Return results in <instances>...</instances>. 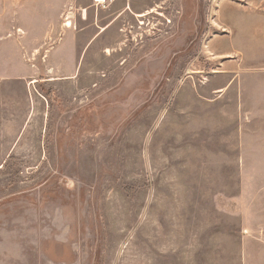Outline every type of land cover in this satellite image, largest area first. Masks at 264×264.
Here are the masks:
<instances>
[{
	"label": "rangeland",
	"instance_id": "rangeland-1",
	"mask_svg": "<svg viewBox=\"0 0 264 264\" xmlns=\"http://www.w3.org/2000/svg\"><path fill=\"white\" fill-rule=\"evenodd\" d=\"M224 1L249 0H162L70 80L42 51L0 80V264H264V119L224 92L249 17Z\"/></svg>",
	"mask_w": 264,
	"mask_h": 264
},
{
	"label": "crops",
	"instance_id": "crops-1",
	"mask_svg": "<svg viewBox=\"0 0 264 264\" xmlns=\"http://www.w3.org/2000/svg\"><path fill=\"white\" fill-rule=\"evenodd\" d=\"M161 1L112 0L102 8L93 0H0V80L28 79L33 72L25 56L35 58L41 51L48 67L61 70L59 77L70 80L78 74L93 44L115 30L125 17L154 13ZM224 3L230 15H240L241 11L248 15L246 26L250 31L238 49L225 48L227 55L239 59L240 66L235 78L229 76L224 92L238 84L241 107L252 114L248 120L264 119V0L242 2V7ZM4 15L15 30L5 28ZM225 25L227 28V22ZM38 37L42 39L37 45L34 39Z\"/></svg>",
	"mask_w": 264,
	"mask_h": 264
},
{
	"label": "built area",
	"instance_id": "built-area-1",
	"mask_svg": "<svg viewBox=\"0 0 264 264\" xmlns=\"http://www.w3.org/2000/svg\"><path fill=\"white\" fill-rule=\"evenodd\" d=\"M93 2H95L98 6L104 8L108 6L112 2V0H93Z\"/></svg>",
	"mask_w": 264,
	"mask_h": 264
},
{
	"label": "bare ground",
	"instance_id": "bare-ground-1",
	"mask_svg": "<svg viewBox=\"0 0 264 264\" xmlns=\"http://www.w3.org/2000/svg\"><path fill=\"white\" fill-rule=\"evenodd\" d=\"M141 16H142V15H141ZM67 25H68V26H70V25H71V23H68Z\"/></svg>",
	"mask_w": 264,
	"mask_h": 264
}]
</instances>
